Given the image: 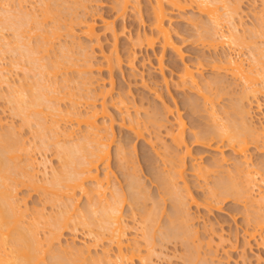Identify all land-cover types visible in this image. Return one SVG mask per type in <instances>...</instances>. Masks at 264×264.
<instances>
[{
	"label": "rangeland",
	"instance_id": "1",
	"mask_svg": "<svg viewBox=\"0 0 264 264\" xmlns=\"http://www.w3.org/2000/svg\"><path fill=\"white\" fill-rule=\"evenodd\" d=\"M20 1L22 0H19V2ZM19 2L16 0L13 3L12 1L10 2V4L12 5L14 4L13 6L10 5V7H8L7 4H5L6 7L5 5H3V8H6L5 10L12 9L13 11L12 14L17 16L18 12L20 11L17 9H20L19 5L22 4L23 6L22 8L24 9L27 8V10L23 9L24 10L23 12H25L26 14L25 17H27L28 20L33 19L31 16H29L30 14L36 16L40 12L37 15L38 18H40V20L42 21H45L43 20L42 15H44L45 10L43 9H45L44 5L46 4L44 3L43 5L42 0L41 1L40 0H24L20 3ZM40 2L42 4H40ZM46 2L49 6L50 5L53 6V7L50 6V9L52 11L55 10L56 12H58L57 10H61L59 11L60 13H58V16L62 17L63 20L62 19L60 20V18H58L57 15H56L57 17L51 16L52 18L47 19V22L45 24L44 22H41L39 20L41 24L43 23L44 25V31H46L45 28L47 30H50L51 28L53 29L56 28L54 26L57 24H54V21L58 22L60 20L59 22H61V25L64 26V27L61 26L63 34L61 33L62 39L59 37L61 40L60 39L59 41L56 40V42L54 43L55 47H52V50L53 49L54 50L52 51L51 49H49V51L50 50L52 51L49 53L50 55L47 53L46 55L45 53L43 54L41 53L42 54L41 55L39 53L40 55L36 57L37 58L40 57V59L42 58L43 60L42 56L43 55L46 56L45 57L46 60H43V61L51 65L53 63L52 61H54V63L58 61V57L56 58L55 55H59L60 57L59 59H61V57L64 55L63 53H61L62 51L60 50L63 49V52L68 51L67 48L69 45L67 44H70L71 46V47L69 46L70 47L68 48L69 50L72 48V46L75 47V50L74 48L72 49L74 50L73 53L71 54L72 57L74 56V53L77 55V50L79 54L78 56L75 55L76 57L75 56L73 57L74 59L73 62L79 64L78 67L73 66L74 67L73 68L69 66L71 70L70 69L68 70L69 67H67V69L66 68L63 69V71H61L63 73L60 72L61 74L59 73L60 75L59 76L57 75L58 77H55L57 80L54 78V76L51 75L50 77H53V78L48 79V82L52 84L54 82L53 79H55V82L57 81L60 86L61 84L63 85V82H65L63 86H67L68 87L67 89L69 91L67 90L66 92H64L65 91L64 90L63 92H61L62 94H60V97H63L61 95L66 93L67 94L66 97L71 98L74 101L78 100L77 102L79 106L77 109H79V111H81L83 114L84 112L89 113L92 110H94L95 108L94 105H96L97 108L95 109H97V111L99 110V112L100 111L102 112L104 103L106 104L104 105L107 107V112H108L107 115L106 116L102 115L100 118H98V124L101 126V130L99 132L101 133L102 136H104L103 142L104 143L107 142L106 143L108 146L107 149L110 152L111 156H110L109 162H107L108 165L107 164H105L106 166L104 164L100 165L99 175H100L101 181L103 180L107 181L106 176L109 175L110 185H109V189L107 192V196H108L107 199L111 200L110 195L114 192V190L116 191V189L118 192L120 191L119 193L121 194V199L126 197V200L124 199L125 202L122 201V205H120L121 206L120 210L122 212L119 210L120 215L122 214L121 217L123 218L122 221L124 222V225L126 226L125 228H127L126 233H127L128 238L126 237L125 241L127 240L131 241L130 246L132 250L134 249L133 247H135L134 246L135 243L138 242L139 243L138 245L141 249L140 250L141 254L139 256L143 257L141 259L135 258V260H133L134 262H129V264H144L142 263L144 261H145V264L146 263L147 264H187L189 262V257L192 258L193 254L194 256L196 254L195 259H197L195 260L194 257L192 258L194 259L195 264L197 263L201 264L202 262L204 264L206 263L208 264H264V243L262 241V239L264 238L263 237L264 229L263 231L259 230V233L255 236L256 238L253 237L250 240L247 234V232L249 233V231L252 232L254 230V226L256 224L254 223L255 222L254 220L257 221V219L259 218V217L257 218V216H254V215H258V212L256 210L257 208L255 209V207H257L256 204L252 202L249 204L250 201L248 202L247 200L246 202V199L243 201L242 200L236 201L234 198L228 199V198L221 197L222 200H220L221 198L219 195H218L219 197L215 196L216 199L215 197L211 198V195H213L211 194L212 193L211 190L215 189L216 185L219 184V182H222L224 180L226 182L227 181L226 178L231 179V176L233 174L236 175V182L239 180V176L236 174L237 172L236 167H240V166L244 168L246 171H252L253 173H258L256 175V179L258 181L257 184L259 186L261 185L260 186L261 189H258V186L255 187L253 197H254V201H256L255 197L260 198L258 197L260 196L259 190H262V189L264 190V182H263L264 180V149H263L264 137H261V139L263 140L259 139L260 141L259 140L255 141V138L251 137V135H247L246 137V134L248 132L245 131L246 132L245 139H247V141L250 142L249 149H248L249 151L247 152L249 161L247 162H245L244 159H241L240 156H237L231 149H229V146L227 147L228 143L225 141L223 142L222 140L216 139V138H214V140L212 139L213 141H211L212 137H209L210 138V140H208L209 142L205 140L207 142L201 144V143L196 142L195 140L196 139L195 137H201L202 135L203 137L209 136V133L211 135L212 133H214L212 132V130L217 131L216 126L218 123L217 122L215 123L212 119V115H211V113H213V111L211 110L212 108L215 109L214 110L215 112L217 111V114L219 113L220 115L219 119H221V121H218V122H221L222 124H225V122H229L226 120H230L232 117H234L232 118V120L239 119L236 114L237 112L235 113L234 107H237L238 105L240 106L241 104L240 100L243 99L245 97L244 95L247 93L246 92L247 85L244 84V81H240V79H236V77H233L231 73L230 74L227 73L226 69L225 71H221L220 69L218 70V68L223 67V70H224V67L227 68L226 67L227 57L228 58L229 56H232L234 58L239 57V56H236V54L240 52L239 54L241 56L239 58L245 61L244 65L246 66V69H248L250 63L253 60V56L257 53L256 50L258 49L261 50L262 48H264V0H231L230 2L235 5L237 3L240 5V7L238 6L240 8V10L238 11L239 14H236L238 16L235 18V20L237 24L241 26L240 28H241L242 34L240 35L245 40V43L242 45V48H239V47L237 48L234 45L228 47V45H225V44L223 45V42L222 44L219 42L217 43L216 41L218 38H215V41L212 39L211 40L208 39L210 41L208 42L204 41L205 42L204 43L201 40L200 36L202 35L200 34L203 33V31H206V29L204 28L205 26H202V25H207L209 21L207 22L208 18L202 15L198 11V9H196L195 7H194L195 9L189 8V9H186L185 12L183 11L176 12L173 15H171L172 22H168V23H170L169 26H170V29L172 30V37H173L174 42L179 48H181L182 57L179 54H177V52L171 49L164 50L161 44L159 43H157L153 48H150V47L147 48V46L136 48L133 46L134 44L131 38L133 37L134 39L136 37L135 35L138 34V32H140V34L142 35L144 33L147 34L148 32H150V28L152 25V22H151L152 12L150 9V4L147 3L146 0L142 1L140 13L131 9L130 11H128V13L124 17H120L115 11L114 9L115 0H51V2L50 0L49 1L46 0ZM57 6L60 9H58ZM219 6L222 7L221 4ZM28 13L29 15H27ZM220 13L223 14L224 11L221 10ZM139 14L141 16H139ZM28 16L31 18H28ZM17 17H18V20L20 19L21 21L24 20L20 18L22 17L21 15ZM55 19H57V21ZM81 20L87 21L89 23L95 22L97 35L99 37L100 42H97L96 39H89L83 35L82 32L84 28L80 26V24L77 22ZM191 20H193V24ZM195 20H196V23L198 22V24L196 25L197 26L199 25L198 26L199 28L197 27L195 28V25H194ZM24 21L27 22V20H24ZM75 22H77L78 24L77 26H75ZM105 22L106 23L109 22V24L113 25L115 30L118 32L117 35L119 39L117 41L118 43H116L117 45L115 44V40L113 38L114 37L113 32L106 27ZM71 23L73 24V27L75 26L74 27L75 33L73 34H70L65 29L66 26L67 28L70 27L72 25ZM223 25H225V21H222L221 26L223 27ZM35 27L34 29H36ZM28 28H26L27 30L25 29L24 30L25 32L28 31L30 35H27V36H29V38L31 36V38L29 39L26 37L27 39L30 40V41L28 40L29 42L28 41L25 42V40H23L28 46V47L22 48L23 52L27 51L28 49L35 48L41 42V41L38 42V40L43 38L42 36V38L39 39L41 35L38 37L35 33L37 32L36 30L35 32L31 31L33 30L32 25L30 26V28H32L31 30L30 28L29 29ZM9 29L8 30L6 29L5 31V28H4V32L3 31L0 32V38L5 37V40H7L6 42L7 43L9 42V44L11 45V47L9 46L10 48L6 49L5 46L1 47L3 45L2 41H4V39L0 41V43H2L0 44V47L4 48V50L0 48L1 49L0 50V71L2 72V74H0V77L2 78L5 77L6 80L5 79L4 80L5 81L8 80L7 82L11 84L8 86L6 85V83L4 84L2 82L4 86L3 85H1L2 87L0 86V122L2 121L0 123L2 124L0 125V137L5 135L4 137L6 139L8 137L6 135L7 133L9 137L10 135H13L15 133V135L12 137L17 138V140L19 138L21 142L24 141L21 144H22V147L25 146L23 150L25 153L22 152V161L19 162L21 165L20 167L22 168L27 167L26 163L29 161L27 160V159H30L29 157L33 158V160L36 159L34 160L36 165L33 169L35 170L34 172H38L37 173L38 174L37 175L38 186L41 187L43 185L42 186L43 188L47 185L48 187H50L51 184L48 185V183H51L50 180H53L54 176L60 174L61 171L63 172V169H62V167L64 166L62 164L63 161L61 160L60 154L58 153L60 150V146H63L64 142L62 141L66 140V138L64 139L62 138L63 136L62 134L65 135V132H67L66 135L70 133L73 134V138L70 139L72 141L69 140L70 141L69 143L73 144V143H77L79 139H82L84 136H86L87 135L86 131L88 132L89 130L84 126L82 127L78 126V124L74 120L71 121L69 117H67L66 119V115H67L66 113L67 111L71 110L69 108H71L70 106H73V104L71 103L73 101H70V99H67L64 97L65 98L64 101H61L58 103L59 109L61 110V114H62V115L60 114L59 116L63 120L60 117L56 118L57 120L61 121V123L59 122L60 123L59 128H61V130L58 127H57L58 129L55 130L56 128L54 129L55 127L54 124H53L54 127H52V124L50 122H53V121H51L52 117L49 111H47L49 113V114L47 113V116L43 115L45 117L43 118V121L46 120L45 127L48 126L46 130H49L47 131L48 134L46 133L47 134L46 136H48L47 137L48 139L47 140L44 138L43 139L45 140L46 144L48 143L50 144L49 147H51L52 149L46 148L44 151L42 147H40V146H43L42 142L44 140L42 141L40 137H37L36 130H38V128H37V125H35L36 122L33 121L32 122L33 124L32 123L29 124L30 126L26 125L27 127L25 126V124H22L23 119L20 116L19 118L16 116V114H14L15 113L14 109H12V104H10V101H9L10 86L19 87L21 83H23L24 81H26L27 83L32 81L31 83H34L33 81H35L36 79V78H33L35 74H33V71H30L31 65L26 59H23V62H20V63L19 61L16 60L19 57L18 52L8 51L4 53V51L10 50L11 48L16 46L15 43H16L17 36H15L14 31H12L14 28H12V30H9ZM30 32H33L32 35ZM50 32L51 30L49 31V33ZM203 34H205V37L208 36L207 38L211 37L209 36L210 34L208 33H203ZM70 35H72L71 39L73 41L77 40L75 41L76 44L71 39H69ZM212 35L215 36L214 33H212ZM202 38L204 40V37ZM205 40L207 39L205 38ZM71 41L74 44H72ZM211 41L216 44H212ZM66 45L67 47H64ZM78 45H80V47ZM115 45L117 46V48L115 47ZM63 47L66 49H64ZM78 47L79 49H76ZM233 47L236 51L233 49ZM116 50L123 58V64H122L121 69L120 68L115 69L114 70L115 72H113V74L110 75L111 73L108 70H106L104 66L105 64L104 55L107 54L106 56H109L111 53H115ZM81 51H83L84 54L87 52L85 56H87L88 58L83 57ZM133 53H135L136 59L135 58L134 60L132 59L134 61L132 63L133 65L132 64L130 65L129 60H131V55ZM61 54L63 55L61 56ZM47 55H49V57H47ZM161 57H163L162 66H160L161 64L159 62ZM77 59H79L82 62L77 61ZM85 59H89L90 62L88 60L85 61ZM24 60L26 61L24 62ZM83 61H85L86 64L90 63L89 66L92 65L93 69L92 67H90L92 70L88 68V64L86 66L85 63L83 64ZM44 62L42 63L45 64ZM102 65L104 68H101V70L98 69L100 68V66L102 67ZM185 65L190 66L194 70H197L198 68L199 70L200 69L202 70L203 67H205L203 71L201 70L199 71L200 73L199 81L201 82L200 83L201 88L204 87V84L207 83V81L210 82V81L218 79L219 81L223 83V85L220 84L221 86L219 85V87L216 85H212L211 89L207 90L208 92L205 91L204 88H202L203 89L202 91L208 93L206 94L210 99V102L208 104L204 103L205 102L204 99L202 98L201 95H199L201 93H196L197 90L195 89H194L195 91L193 89L189 90L188 88L184 90L182 87L179 86V81H180L179 76L182 73V70L184 69ZM216 66L217 68H213ZM80 67H82L81 68L82 72L85 74H82L81 70L79 69ZM86 67L88 69H85ZM79 71H80V74H79ZM34 72L36 71L34 70ZM111 76L114 79V84H113L114 86L110 84ZM83 79L85 83L87 82V84L84 83L85 85H83ZM68 80L69 82H67ZM79 83L82 84L83 86L79 85ZM78 85L80 86V88ZM84 87L86 88V90ZM259 87L261 86L259 85ZM259 87L255 86L256 89H258L259 91H262L261 88ZM79 90L81 92L84 91L85 93L83 92V95L82 94L79 95L80 94ZM70 91L73 92L71 95H69ZM74 94H76L75 96L77 95L79 96L73 97ZM103 94L105 95L106 99L104 98ZM58 96L59 95H57V97ZM80 96L82 98H80ZM249 98L250 99L247 98V100L252 103L254 101L255 105L253 103L252 105L253 107L251 108L252 111L250 112V114H252V117L247 116L248 117L247 122H248V125H250V127H253L255 130L258 131V129L260 130L264 128V92H260V93L258 92L257 95L251 94ZM104 99L106 100V102H104L105 101ZM247 100L244 99L243 101L245 106H247L248 103H250ZM123 101L125 102L124 103L125 105L124 104L120 105L119 103L121 102L123 103ZM197 102L199 104H197ZM46 105H49V103H46ZM194 105H198V106L200 105L199 109L196 108ZM258 106L259 107L261 106V108L259 109ZM156 115L160 117L157 118ZM153 116H156V117H153ZM179 116H181L182 120H184L185 125H186L185 126L186 144L181 149L177 148V146L174 145L170 137H168L167 135L168 128L176 131L177 128L179 127V124H178ZM47 117L48 118L51 117V118L48 119ZM149 117L152 119L156 118L157 123H159V120L161 119L159 123V124L162 123L161 126H164L165 122L167 123L164 127L159 129L157 125L154 127L151 122L148 123ZM47 120H49L50 122ZM131 122H133L132 124L137 123L135 125L136 126L138 125L137 126L138 128L134 126L135 128H133L132 130L131 128L129 129L128 126L130 127L129 124H131ZM11 131H13V133ZM58 132L61 137L59 138L60 140H62L60 141L62 142V145L61 144L56 145L55 137L58 136L56 135ZM135 132H137V134ZM141 132H142V135L140 137ZM196 135H199V136H196ZM157 137H160V138H158L157 140ZM160 139L162 141H160ZM67 141L65 142V144L68 143ZM119 149H123L124 154H126L127 156V157L125 156L126 158L129 157L128 159L124 160L125 162L123 161L124 163L122 162L123 166H122V163H117L118 159H117L116 154ZM187 152L190 154H187ZM23 155H25L26 158L23 157ZM178 156L180 158L182 157L183 161L181 159L179 160ZM119 164L121 165L118 166ZM177 166L178 167L184 166L182 170L180 169L181 167H179V169L183 172L182 173L183 177L178 174V172L180 171L179 170L177 171L178 169ZM199 166L200 167L205 166V168L208 166V168H212V170H214L213 169L214 167L215 168L217 167L214 170L216 174L215 173L211 174L212 172L211 173L209 172V174L207 175L208 179L207 178H203L204 180L200 179L196 175V172H198L196 170ZM123 167L124 168L126 167L127 169L126 168L124 169ZM172 170H175L176 172ZM171 172L172 174H170ZM173 172L177 174L173 175ZM161 173H163V176H162L163 178L160 177L162 175ZM172 175H173V178H172ZM234 175L232 177H234ZM130 176L131 178H129ZM169 177L170 179L172 178L173 180L174 178H177L174 180L175 182H173V183H177L175 184V187L176 185L179 184L178 185L179 187L177 186L178 188L176 189L178 190H180V188L184 190L186 189L185 191L181 189L178 192V193H181L180 195L181 198L182 196L183 198H186V201L184 202V204H182L181 206L182 209L180 211L181 213L184 211L183 213H185V216L181 215L182 217L179 220L181 219H190V220H186V221L183 220L184 222H187V225L183 224V221H181L180 223L179 222L176 223L179 226V228L180 226H183L181 227L183 230L181 234L184 232V228H186L187 226V228L185 229L186 234L185 233L184 234L188 236V238L184 237L182 234V238L184 237L182 239L180 236V239L182 240L177 241L175 238H174L175 240L174 239L172 240L171 238V241H170V237H167L164 239L165 241L166 239L167 240L169 239V242L164 241L162 243L161 240L163 241L164 239L163 238L161 239V236H165L163 235V233L164 234L166 233L165 230L167 228L164 226L165 225L168 226V222L170 218L168 216L172 217V214H173L172 208L174 209L175 207L174 203H175L176 197L175 196H172V198L169 197L171 196V194L168 192L167 188L165 187L166 185L163 186L164 185L163 182H162L163 185H160L159 183H161L162 181V180L160 181V179H164V178L169 179ZM178 177L181 178L182 180L181 179L179 180ZM183 178H184V182H182ZM129 179H131V181H129ZM242 179L244 180V177L243 178L241 177L239 180V183H237V184H240L239 185L240 187H241V184L243 185V183H245L244 182L245 180L243 181ZM132 180H135L136 182H138V184L141 187L140 190L144 191L145 193L144 194L145 197H147L148 199L150 198V200H147L148 202L146 201L147 203L146 202L144 203V200L146 199L140 200V202L142 201V203H140L141 204L140 206H144V207H140L138 205L139 209L141 208L140 210H138V206H132V204L129 203L131 202L130 201L131 189H129V187L131 184L130 182H132ZM241 180L243 181V183ZM185 182H186V185H188L187 187L189 189L186 186H185L186 188L184 187ZM214 184H215V187H214ZM86 187L93 188L94 183L92 184V182H90L86 184ZM42 188L34 189V187L33 188L19 187L20 191H19L18 197L20 200H23V199L26 200V204H27L26 207L28 209L27 215L29 217H32L33 214H35V212L37 211H40V212L43 211L41 212L44 214L45 221L43 222L45 224L44 223L43 224L46 227L42 225L45 228L43 227L41 229L42 231L40 230L41 232L39 236L40 239L42 238L41 240L43 242L44 239H47L48 235L50 234L48 232H50L49 230L51 229L50 228V222H52L51 220H53L54 222L55 220L56 221L59 220L60 219L59 217L62 216L60 214L64 213L62 210L65 211L64 208L66 205L65 206L63 205L64 207H62V204H65V201L67 202V205L68 204L70 205L72 203L70 200H69L70 203H68V199L66 198H63V199L58 198V201L56 202L57 204L55 203L54 206H52L48 200L52 199L54 196L51 197L52 195L50 193H46V192L43 193L42 190L44 189ZM188 191L190 194L188 193ZM184 192L185 193L187 192L189 196L187 195L185 197L186 194ZM44 194L46 195L50 194L51 196L49 195L46 196ZM76 194H77L76 195L77 202L75 203L78 204L77 206L78 208L75 211L77 212V214L75 213L76 215L75 216L73 215V219H75V222H73L72 224H70L71 222H69L70 229L68 228L65 231L64 237L62 238L61 242L55 244L51 252H54V253L57 252L58 254L57 250L59 249L60 251L65 247L64 250H66V252L69 253L68 255H70L71 251L69 249L72 250L73 247L75 249L76 247L77 249L85 248L86 245L87 246L93 245L95 241L100 239L99 238L100 236L98 237L97 236L98 234H96L99 232L100 228L99 230L97 229L98 227L94 229L92 228L95 232L98 231L95 233L92 230L93 231L92 233L90 230H88L89 228L84 227L83 226L84 224L82 225L81 223L82 222L81 219L83 215H85L82 213L86 211L85 209H87L86 207H88V203H89L88 202L89 199L87 198L88 196L85 195L84 193L82 194L80 191H77ZM95 198L96 196L94 197V200H96ZM157 203H159L160 206ZM252 204H253V207L255 206L254 210L256 211H254L253 209H250V208H253L251 206ZM154 205L155 206L158 205L157 207L159 208L162 207V211L161 209H156ZM117 206H119V204H117ZM131 207L134 209H132ZM142 208L143 209L150 208L148 209L149 212L151 209H153L154 211L160 210L159 211L160 214H158L159 216L157 215V212H155L156 215L158 216V221L160 222L156 220L158 227L155 226L156 229L154 228V231H155L154 232L155 233L154 245L150 248L146 246L147 243H146V240H144L145 239L143 237L144 233L141 229L143 226V224L141 225L142 223L141 221L143 217L140 216V214L142 211H144L142 210ZM261 211L263 212L261 213L259 210L260 212L259 215L263 216L264 210H261ZM151 212L153 211L151 210ZM161 212L163 213L162 216H161ZM55 216L56 217L59 216V217L56 218ZM252 216L256 217V219H254ZM49 217L50 218L54 217V218L49 220L50 219ZM183 217H186V218H183ZM46 222H49V223L47 224ZM181 223L182 225H180ZM47 226H48V229H47ZM191 229H192V232L195 231L197 233L196 234L195 232H193L195 233V238L190 237V234L188 235ZM103 232L102 231L101 233L99 232L100 235L103 234ZM105 233L106 231L104 232V234ZM189 237L191 239H189ZM109 238H110V233L109 235L105 234L104 239L102 238L101 242H97L98 244L96 243L97 245H99V248L96 247L97 249L95 248H94L95 250L92 249L91 250L92 253L88 255L92 256L93 259H96L97 257H99V255L103 253L102 251L110 250L109 254L114 258V256L117 255L116 244L114 243L115 246H113L114 244H112L111 238H110V242L108 241ZM176 238L179 239L178 237ZM187 239H189V242ZM193 239H194L195 244H193L192 242ZM247 241L249 242L247 243ZM188 243H190L192 246H189ZM126 244L128 245L129 243L126 242ZM193 247H196L198 249V252L194 251L196 250V248H193ZM189 248H191L192 251H190ZM54 249L56 252L54 251ZM150 249L151 250L155 249V250L153 252ZM73 252L74 251H72V253ZM128 252L131 253L132 251L131 252L128 251ZM191 252H194V253H191ZM51 254L53 253H50V255ZM137 254L139 253L137 252ZM73 255L74 254H72L71 256L73 257ZM88 255H87L88 260H86L88 261V263L87 262L86 263L87 264H90V262L93 263L91 260L92 258ZM187 255L188 257H186ZM65 257L67 256L65 255ZM144 258H146L147 260H143ZM86 263H81V264H86Z\"/></svg>",
	"mask_w": 264,
	"mask_h": 264
},
{
	"label": "bare ground",
	"instance_id": "2",
	"mask_svg": "<svg viewBox=\"0 0 264 264\" xmlns=\"http://www.w3.org/2000/svg\"><path fill=\"white\" fill-rule=\"evenodd\" d=\"M12 1L14 3L16 0H0V28H1L0 32L1 31L4 32V28H5V31H6V29L8 30L9 28H11L9 30H12V28H14L12 31H14L15 36H17L16 37V43H15L16 46L11 48L10 50L4 51V53H6L8 51L18 52L20 59L18 57V59H16V60L19 61V63H20V62H23V59H26L29 62V64L31 65V70H30V68H29V70L33 71V74H35V76L33 78H36L35 81H33L34 83H31L32 81H30L28 83L26 81H24L23 83H21V85L19 87L10 86V93H9L10 99H9V101H10V104H12V109H14V112H15L14 114H16L17 117L20 116L23 119L22 124H25V126L26 125L30 126L29 124H31L33 121H35L36 122L35 125H37V128H38V130H36L37 137H40V139H42V141L44 139L47 140L48 136H46V135L48 134L47 131H49V130H46L48 126L45 127V125H46L45 121L46 120L44 119L45 121H43V118H45L44 116H47V113H48L47 111H49V113H51L50 115L53 119V120L51 119V121H53V122H50L49 120H47V121H49L52 124V127H54L53 126V124H54L55 125L54 129L56 128L55 130H57L59 128V124L61 123V121L56 119V118L60 117L59 115L61 114V110L59 109L58 103L61 101H64V99L67 98V99H70V101H73V102H71L73 104V106H70L71 108H69V109H71V110L67 111L66 119H67V117H69L70 120L71 121L74 120L78 124V126H81V127L84 126L89 131L88 132L86 131L87 135L84 136L82 139H79L80 141L78 140L77 143H73V144L69 143L70 141H72L70 139L73 138V134L70 133V134L66 135L67 132H65V135L62 134L63 135L62 138L63 139L66 138V140H64V141L60 140V138H61L59 135L60 131L56 134V135H58L55 137L56 145H60V144L62 145V142H64L63 146H60V150L58 152L60 154L61 160L63 161L62 164L64 166L63 165H62L63 167L61 166L63 169V172L62 171H61V173L59 172L60 174L55 175L53 180H50L51 183H48V185L51 184L50 187H48L46 185L43 188H42L43 185L41 187L38 186V177H37L38 172H34L35 170L33 169L36 165L35 161H34L36 159L33 160V158L29 157L30 159H27L29 161L28 162L26 161L27 167L26 168L20 167L21 165L19 162L22 161V152H24L23 150L25 147V146L22 147L21 143H23L24 141L21 142L19 140V138L17 140V138L12 137L15 135V133L13 135H10V137L7 133L6 135L9 138L6 136L7 137L6 139L4 137L5 135L0 137L1 138L0 139V264H81V263H86V262L88 263V261H86V260H88L87 255L92 253V251H91L92 249H94V248L97 249L96 247L99 248V245H97L98 244L97 242H101L102 238L104 239L105 234L109 235V233H110V238L112 240V244H114V243L116 244L117 255H115L113 258L109 254L110 250L102 251L103 255L102 254L99 255V257H97L96 259H93L92 256L88 255L92 258L91 260L93 262V263L90 262V264H129V262H134L133 260H135V258H139V259L143 258V257L139 256L141 254L140 253L141 249L138 245L139 244L138 242H136L135 245L133 244L135 247H133L134 249L132 250L131 246H130L131 241H129V240L125 241V238L127 237V233H126L127 228H125L126 226L124 225V222L122 221V219H123L121 217L122 214L120 215V211H121L120 205H122V201H124V199L126 200V197L121 199V194L119 193L120 191L118 192L116 189L117 192L114 190L115 193L113 192L110 195L111 200L107 199L108 198L107 192H108L109 185H110L109 175L106 176L107 181L106 180H103V181L100 180V175H99L100 165L101 164H104V165L107 164L108 165L107 162H109L110 156H111L110 152L107 149L108 148V146L106 144L107 142H105V143L103 142L104 136H102L101 133L99 132L101 130V126L98 124V118H100L102 115L106 116L108 113L107 107L105 106L106 104L105 103H104L105 105L103 104L102 112L101 111L99 112V110L97 111V109H95L97 107H96V105L93 104L94 102L92 101L93 102L92 104L95 107L94 110H92V111L90 110L91 112H89V113L84 112V114H83L81 111H79V109H77L79 106V104L77 102L78 100L74 101L73 99L66 97L67 96L66 93L61 95L63 97H60V94H62L61 92H63L64 90H65L64 92H66L68 90L67 89L68 87L63 86L65 82H63V85L61 84V86H60L57 81L55 82V79H56L55 77H58L61 73H63L61 71H63V69H65V68L67 69V67H69V66L70 67H73V66L78 67L79 64L73 62L74 61L73 57L76 54L74 53V56L73 57L71 56V54L75 50V47L72 46V48L69 50L68 48H70L71 46H70V44H67L70 46V47L68 46L67 52H63V49L62 50L59 49L60 51H62L61 53H63L64 55L61 54V56L63 55L61 57V59H59L60 58L59 55H55L56 58L58 57V61H56L55 63H54V61H52L53 63L51 62L52 63L51 65H49V64H47V62L45 63L43 61V60H46V58H45L46 56H44V55L42 56L43 60H42V58L40 59V57L39 58L36 57V56L40 55L41 53L42 54L45 53V55H46V53L49 54L50 52H52L54 50V49L52 50V47H55L54 43L56 42V40L59 41V39L62 37V35H61L62 27H64V26H62L61 22H59L62 19V17L58 16V13H60L59 11H61V10H57L58 12H56L55 10L52 11L50 9V6L51 7H53V6L52 5L49 6L47 4L46 0H42L43 5H44V3L46 4V5H44L45 9H43V10H45L44 15H42L43 20H45V21H42V20H40V18H38L37 15L40 12L36 16L31 15V14L29 15V13H28L27 15H29L33 18V19L28 20L27 17H25L26 16L25 12H23L24 10H27V8L24 9V8H22L23 7L22 4H20V5L18 4L20 9H17V10H20V11L18 12L17 16L21 15L22 17H20V18L27 20V22H26L24 20L21 21L20 18H19L20 20H18V17L16 15L12 14L13 13L12 9L11 10H5L6 8H3V5H5V4H7V6L10 7V5H12V4H10V2H12ZM17 1L19 2V0H17ZM22 1H24V0H22ZM22 1H20V2H22ZM142 1H144V0H115L114 9L120 17H124L128 13V11H130L131 9L140 13ZM146 1H147V3L150 4V9L152 12L151 13L152 14V19H151L152 25L150 28V32H148L149 34L144 33L142 35V34H140V32H138V34L135 35L136 37L134 39H133V37L132 38L130 37L132 39L133 44H134L133 46L136 48L137 47H143V46H147V48H149V47L153 48L157 43H159V44H161V46L164 50L171 49V50L177 52V54H179L182 57L181 48H179L176 45V43L174 42L173 37H172V30L170 29V26H169L170 23H168V22H172V19H171L172 16L171 15H173L174 13L182 12V11L185 12L186 9H189V8L193 9L194 7L196 9H198V11L202 15H204L208 18L207 22L209 21L208 24L205 22L207 25H202V26H205L204 28L206 29V31H203V33H208V34H210L209 36H211V37L207 38L208 37L207 35H206L207 37H205V34L201 33L200 35H202V36H200V37H201V40L203 42L204 41L208 42L211 39L215 41V38H218L216 41L217 43L219 42L222 44V42H223V45L224 44L228 45V47L234 45L237 48L238 47L242 48V45L245 43L244 38H242V36L240 35V34H242V31L240 28L241 26L239 24H237V22L235 20V18L238 16L236 14H239L238 11L240 10V8H239L240 5L238 3L236 5L233 3H230L231 0H146ZM50 2H51V0H50ZM40 4H42V3L40 2ZM220 4L222 5V7L219 6ZM232 4H233V6H232ZM5 7H6V5H5ZM57 8H58V6H57ZM58 9H60V8H58ZM221 10L224 11L223 14L220 13ZM70 11H71V9H70ZM26 13H27V11H26ZM70 14H71V12H70ZM56 15L58 16V18H60V20L58 19L59 20L58 22L54 21V24H57L58 26L53 25L56 28H54V29L51 28L50 33H49L50 30H47L46 28H45L46 31H44V25H43V23L41 24V22H44V24H45L47 22V19H50ZM29 16H28V18H31ZM139 16H141V15L139 14ZM55 20L57 21V19H55ZM191 21L193 24V20H191ZM222 21H225V25L226 24L227 25L226 26L223 25V27H222L221 26ZM77 22L80 24V26H82L84 28L82 33L85 37H87L89 39H96L97 42H100L99 37L97 35L95 22L89 23V22L83 21V20L77 21ZM77 22H75V26L78 25ZM194 22H195V24H194L195 28L196 27L199 28L198 27L199 25L198 26L196 25V24H198V22L196 23V20ZM29 24H31L33 26V30H31L32 28H30L31 25H29ZM28 27L33 32H35V30H36L37 32H35V33L38 37L41 35L39 37V39L42 38V36H43V38L38 40V42L39 41H41V42L35 48L28 49L27 51L23 52L22 48L28 47L25 42H27L31 38V36H30V38H29V36H27V35H30L28 33V31L25 32V30H27L26 28H28ZM34 27L36 29H34ZM74 27L72 24L68 28L66 26L65 29L70 34H73V33H75ZM106 27L113 32V34H114L113 38L115 40V44L118 43L117 42L119 39V37L117 35L118 32L115 30L114 26L109 24V22H108V23H106ZM33 32H30L31 35ZM122 32H124V31H122ZM38 33H39V35H38ZM212 33H214L215 36H213ZM71 36L72 35H70L69 39H71ZM26 37L29 39H27ZM202 37H204V40ZM205 38L207 40H205ZM2 39H4V41H2L3 45L1 47L5 46L6 49L10 48L11 45L9 44V42L8 43L6 42L7 40H5V37H3V38L1 37L0 41ZM208 39H210V40H208ZM23 40H25V42ZM219 40H221V41H219ZM75 41H77V40H75ZM75 41H73V42H75ZM129 41H130V39H129ZM73 42H72V44H74ZM2 43H0V44H2ZM75 44H76V42H75ZM212 44H216V43L212 42ZM67 45L64 47H67ZM116 45H115V47L117 48ZM78 46L80 47V45H78ZM79 47L76 49H79ZM73 48H74V50H72ZM1 49L4 50V48H1ZM49 49H51L52 51L51 50L49 51ZM64 49H66V48H64ZM233 49H234V47H233ZM80 50H81V48H80ZM64 51H66V50H64ZM83 51H81L82 56L86 58L87 56H85V54L87 52L84 54ZM114 51H112V52H114ZM256 51H257V53L253 56V60L250 63L248 69H246V66L244 65L245 61H243L239 58L241 56L239 54L240 52L238 54H236V56H239V57H236L239 60L232 57V56H229V58L227 57V64H226L227 68L224 67V70H223V67H219V65H218V67H219L218 70L220 69L221 71H225V69H226L227 73H229V74L231 73V75L233 77H236V79H240V81H244V84L247 85V89H246L247 93L244 95L245 97L243 99L240 98L241 99L240 100L241 101L240 106L238 105L237 107H234L235 113L237 112L236 114H237V117L239 118L238 119L239 121L237 119L232 120V118H234V117H232L231 119L229 118L230 120H226L229 122H225V124H222L221 122H218V121H221V119H219V117H220L219 113L217 114V111L215 112L214 111L215 109L212 108L211 110L213 111V113H211L212 111L210 113L212 115L213 121L215 123L216 122L218 123L216 126L217 129L214 128L217 131L212 130V132H214V133L211 132L212 136L209 133V136L203 137V135H202L201 137H195L196 142L201 143V144L206 143L208 140H210L209 137H212L211 141H213L214 138L220 139L223 142L225 141L228 143L227 147L229 146V149H231L237 156H240L241 159H244L245 162L249 161V157L247 156V152L249 151L248 149H249V143L250 142L247 141V139H245L247 137V135H251V137L255 138V141H258L259 139L263 140V139H261V137H264V128H262L260 130L258 129V131H257L253 127H250V125H248V122H247L248 121L247 116L252 117V114H250V112L252 111L251 108L253 107L252 105L254 103V101H253V103L248 101L247 98L250 99L249 97L251 94L257 95L258 92L259 93L264 92V86H263L264 85V48H262L261 50L258 49ZM49 55H47V57H49ZM78 55L79 54H78V50H77L76 56H78ZM87 55H89V54H87ZM106 55L107 54L104 55V61H105L104 66H105V69L111 73L110 75H112L113 72H115L114 71L115 69H117V68L121 69L122 64H123V58L117 52V50L115 53H111L109 56H106ZM135 56H136L135 53H133L131 55V60H129L130 65L134 62L133 60H134ZM162 59H163V57H161V59L159 61L161 64L160 66H162V63H163ZM26 60H24V62ZM86 60L89 61V59H85V61ZM77 61L82 62L79 59H77ZM85 61H83V64L85 63ZM42 62H44L45 64H43ZM87 64H86V66H87ZM89 64H88V68L92 67V69H93V66L92 65L89 66ZM65 65H67V66H65ZM70 67L68 68V70L69 69L71 70ZM81 68L82 67H80L79 69L82 72ZM88 68L86 67L85 69H88ZM101 68H104L103 65H102V67L100 66V68H98V69L101 70ZM213 68H217V66L213 67ZM83 69H84V67H83ZM203 69H205V67H203ZM203 69L202 70L200 69V70L203 71ZM34 70L36 72H34ZM200 70H199V68L197 70H194L190 66L185 65L184 69L182 70V73L179 76V80H180L179 86L182 87L184 90L187 88L189 90L190 89L197 90L196 93H201L199 95H201L202 98L204 99V101H205L204 103L208 104L210 102L209 97L206 95L208 93L202 91L203 90L202 88H204V90L207 91V90L211 89L212 85H216L219 87V85L220 84L223 85V83L221 81H219L218 79L210 81V82L207 81V83H205V81H204V83H205L204 87L201 88V86H200L201 82L199 81V74H200L199 71ZM0 74H2L1 71H0ZM79 74H80V71H79ZM82 74H85V73L82 72ZM51 75L54 76V78H55V79H53L54 80L53 83L51 81L52 84H50V82H48V79L53 78V77H50ZM46 77H47V79H46ZM4 79H5V77H3V78L0 77V81L2 80L0 83V86L1 85L4 86L5 83L8 86L11 85V84H9V82H7L8 80L5 81L6 79L5 80ZM27 81H29V80H27ZM67 82H69V80ZM110 82H111L110 84H112V85L114 84V79L112 76H111ZM84 83H85V81L83 79V85L87 84V82L85 84ZM79 85L83 86L80 83H79ZM259 85L261 87H259ZM255 86L261 88L262 91H259L258 89H256ZM262 87H263V89H262ZM79 88H80V86H79ZM85 90H86V88H85ZM79 92H80L79 95H81V94L83 95L84 91L81 92L79 90ZM72 93L73 92L70 91L69 95H71ZM249 93H250V95H249ZM57 95H59V96L57 97ZM75 95L76 94H74L73 97L79 96V95H77V96H75ZM103 96L105 98L104 94H103ZM241 96H243V95H241ZM80 98H82V97L80 96ZM244 99L247 100L248 102H250L247 105L248 107L244 105V102H243ZM89 101H91V100H89ZM45 102L49 103V105H46ZM76 102H77V104H76ZM104 102H106V100ZM54 103H56V104H54ZM121 103H119V104L123 105L125 102L123 101V103L122 104ZM197 104H199V103L197 102ZM242 104L244 107L242 106ZM76 105H77V107H76ZM254 105H255V103H254ZM194 106L199 109L200 105L199 106L194 105ZM245 107H247V108H245ZM125 108H126V106H125ZM258 108L260 109L261 106L260 107L258 106ZM232 110H233V108H232ZM217 115H219V116H217ZM156 116H153V117H156ZM51 117H49V118H51ZM158 117H160V116H157V118ZM160 120H159V123H160ZM178 120H179L178 121L179 127L177 128V130L175 131V130L168 128L167 135H168V137H170V139L174 143V145L177 146V148L181 149L186 144V141H185V126L186 125H185L184 120H182L181 116H179ZM154 121L155 122L157 121L156 118L155 119L154 118L152 119L150 117L148 118V123L151 122L154 127L157 125V127L159 129L164 127L167 123V122H165V125L161 126L162 123L159 124L157 122L155 123ZM133 122H131V124H129L130 127L128 126V128L129 129L131 128V130L138 126V125L137 126L135 125L137 123L132 124ZM71 123H73V122H71ZM250 123H252V122H250ZM51 124H50V126H51ZM0 125H2V124H0ZM159 125H160V127H159ZM214 125H216V124H214ZM166 128H167V126H166ZM59 129L61 130V128H59ZM240 129H242L243 131ZM245 131L249 133V134L248 133L246 134V137H245V133H246ZM254 131H256V132H254ZM11 132L13 133V131H11ZM135 133L137 134V132H135ZM243 133H244V135H243ZM141 135H142V132L140 134V137H141ZM196 136H199V135H196ZM3 137H4V139H3ZM15 137H17V136H15ZM158 138H160V137H157V140H158ZM67 139H68V141H67ZM205 140H207V141H205ZM60 141H62V142H60ZM66 141L68 143L65 144ZM160 141H162V140L160 139ZM47 142H49V141H47ZM75 142H76V140H75ZM43 143L46 144L45 140L42 142L43 146H40V147H42V149L44 151L46 148L52 149L51 147H49L50 146L49 143L46 145H44ZM263 149H264V146H263ZM40 150H41V148H40ZM187 154H190V153L187 152ZM116 156L118 159L117 163H122L125 159L129 158V157L126 158L127 156H126V154H124L123 149H119L117 151ZM23 157L26 158L25 155H23ZM169 158H167V159H169ZM180 159L182 160V157L181 158L179 157V160ZM123 163H122V166H123ZM120 165L121 164H119L118 166H120ZM179 167H181V166H179ZM179 167H178L177 171L179 170L180 172H178V174L180 176H182L183 172L181 170L184 166H182L180 168L181 170L179 169ZM198 168L196 170L198 172L195 171L196 175L198 178L203 179V178H207V175L209 174V172L210 173L212 172L211 174L215 173L214 170L217 167L216 168L214 167L213 168L214 170H212V168H208V166L206 168H205V166L200 167L199 170H198ZM236 168H237L236 174L239 176V180L241 177L242 178L244 177L245 181L243 179L242 180L245 183H243V181L241 180L243 185L241 184V187H240L239 186L240 184H237V183H239V180L236 182V175L233 174L234 177H232L233 176L232 175L231 179L228 178L229 180L226 178V180H227L226 182L224 179H223L224 181L219 182V184L216 185V188L211 190L212 191L211 194H213V195H211V194L210 195H211V198L212 197L214 198L215 196H217V197L220 196V198L221 197L228 198V199L234 198L236 201L237 200L243 201L246 199V202H247V200H248V202L250 201L249 204L251 202L256 204L257 207H255V206L254 207H255V209L257 208L256 210L258 212V215H254V216H257V218L258 217L259 218L257 219V221L256 220H254L255 222L253 221L254 223H256L254 226V230H253L254 232L253 231L252 232L249 231V233L247 232L248 238L250 240L251 238L255 237L259 233V230L263 231V229H264L263 228L264 227V215L263 216L259 215L260 212L261 213L263 212L261 210H264V190L263 189L259 190L260 196H258V197H260V198L255 197L256 201H254V197H253L254 194L253 193H254L255 187L258 186V189H261V187H260L261 185L259 186L257 184L258 181L256 179V175L258 173H253L252 171H246L241 166L236 167ZM175 169H176V167H175ZM172 171H175V170H172ZM175 172H173V175L177 174ZM161 174L162 175L160 177L163 178L162 177L163 173H161ZM170 174H172V172ZM44 175H46V174H44ZM134 175H136V174H134ZM173 175H172V178H173ZM170 177H171V175H170ZM170 177H169V179L164 178L165 180L160 179V181L162 180L161 183L163 182L164 185H163V183L162 184L159 183L160 185H163V186L166 185L165 187L167 188L168 192L171 194V196H169V197H171V198H172V196L176 197L175 203L173 202L175 207H174V209L172 208V210H173V212H172L173 214L171 213L172 217L168 216V217H170L169 222H168V226L165 225L164 227H167V228H166V230L163 229V230H165L166 233L164 234L163 232H161L166 237L161 236V239L170 237V241H171V238H172V240L175 238L177 241H179V240H182L184 237L188 238V236L185 235L186 234L185 229L187 228V226H186V228H184V232L182 233L184 237L182 238L181 232L183 230L181 227H183V226H180V228H179V226L176 223L177 222L180 223L183 220L186 221V220H190V219L179 220L183 215L185 216V213H183L184 211L182 210L183 211L182 213L180 211L182 209L181 208L182 204H184V202L186 201V198H183V196L181 198V196H180L181 193H178L182 189V188H180V190L176 189L179 187L178 186L179 184L176 185V187H175V184H177V183H173V182H175L174 180L177 178H174V180H173L172 178L170 179ZM129 178H131V176ZM167 179L170 181H168ZM180 179L181 178H179V180ZM129 181H131V179H129ZM90 182H92V184L94 183L93 188L86 187V184H88ZM182 182H184V178H183ZM263 182H264V180H263ZM130 183L131 184H130L129 189H131V191L130 190L129 191L131 193L130 194V201L131 202H129V203L132 204V206H138V205L140 206L141 205L140 203H142V201L140 202V200H142V199L143 200L146 199V200H144V203L147 200H150V198L148 199L147 197H145L144 191L140 190L141 187L138 184V182H136L135 180H132V182H130ZM173 186H174V188H173ZM185 186L186 187L188 186V185H186V182L184 184V187ZM19 187H23V188L24 187H29V188L34 187V189H36V188L44 189L45 191L42 190L43 193L44 192L50 193L52 196L50 194H47V195H49L51 197H53V196L55 197V198L53 197L52 199L48 200L52 206H54V204L58 201V198H60V199L66 198V199H68V203H70V201L72 203L70 205L69 204L67 205V202L65 200H64L65 204L61 203L62 207H64L65 205L66 206L64 208L65 211L62 210L64 213L60 214V215H62L61 217H59L60 216L59 214H58L59 216H57V217L55 216L56 218L59 217L60 218L59 220L56 221L54 219L55 220V222H54L53 220H51L54 217H51V218L49 217L50 218L49 220H51L53 223L48 220L50 222V228H51L49 230L50 232H48L50 234L48 235L47 239H44L43 242L41 240L42 238L41 239L39 238L40 232L42 231L41 229L45 226L44 225L45 223L43 222V221H45L44 220V214L41 213L43 211H41V212L37 211V212H35V214H33L32 217H29L27 215L28 209L26 207L27 206L26 200H24V199L20 200L18 197L19 191H20ZM214 187H215V184H214ZM164 188H163V190H164ZM37 190H39V189H37ZM182 190H184V189H182ZM77 191H80L82 194L84 193L85 195L88 196L87 198L89 199L88 207H86L87 209H85L86 210V211H84L85 213L84 212L82 213V214H85V215H83V217L81 219L82 222L80 220L82 225L84 224L83 226L86 228H89L88 230H90L92 233L94 231L93 229L97 228V227H98L97 228L98 230L100 228V230H99L100 233H101V231L102 232L106 231V233L104 234V232H103L104 235L101 234L102 235L101 236L98 231H96L98 233H96L94 231L96 234H98L97 235L98 237L100 236L99 237L100 239H98L100 241L97 240V241H95V243L93 242L94 244L91 243L93 245H89V246L86 245L85 248H81V249H77V247L74 245L76 247V249L74 247H73L74 249L72 248V250L69 249L71 251L70 255H68L69 253H67L66 250H64L65 247L63 249L61 248L62 250H60V251L58 249L57 250L58 254L55 251V249H54V251L56 253L51 252L54 245L61 242L62 238L64 237L65 231L69 228V225L72 224L73 222H75V219H73V215L75 216L77 214V212H75L76 209L78 208L77 207L78 204L75 203V202H77V200H76V195H77L76 192ZM140 191H142V192H140ZM188 193H189V191H188ZM146 194H148V193H146ZM185 194H186L185 195V197H186L188 194H187V192ZM44 195H46V194H44ZM95 196H96V198H95L96 200H94ZM148 197H149V195H148ZM215 199H216V197H215ZM220 200H222V198ZM120 201H121V203H120ZM218 202H219V200H218ZM117 204H119V206H117ZM157 204H159V203H157ZM160 204H161V202H160ZM160 204H159V206H160ZM139 206H138V210L141 209V208L139 209ZM157 206L154 205V207H156V209H161V211H162V207L159 208ZM251 206L253 207V204ZM55 207H56V205H55ZM140 207H144V206H140ZM254 207L250 208V209L254 210ZM93 208H95V209H93ZM132 209H134V208H132ZM145 209H146L147 213H146ZM145 209L142 208V210H144L145 213H144V211H142L144 214L142 212L140 214V216L143 217V219L141 221L142 222L141 225L143 224V226L141 229L144 233V236L143 235L142 236L145 238L144 240H146V243H147V244L146 243L145 244L147 247L150 248L154 245V239H155L154 228L156 229V227H158L157 221H158V216H159L158 214H160V212H159L160 210L154 211L153 209H151L153 212H151V210L149 212L148 209H150V208H148V209L145 208ZM256 210H254V211H256ZM259 210H260V212H259ZM133 211H135V210H133ZM155 212H157L158 216L156 215ZM162 214L163 213L161 212V216H162ZM76 218H77V216H76ZM183 218H186V217H183ZM253 218L256 219V217H253ZM184 221H183V224L187 225V222H184ZM49 222H46V223L48 224ZM69 222H71V223L69 224ZM158 222H160V221H158ZM42 225H44V226H42ZM180 225H182V223ZM48 226H47V229H48ZM193 232H195V231H193ZM193 232L191 229L189 231V233L188 232L187 233H188V235L190 234V237L195 238L196 232L195 233H193ZM180 236L182 239H180ZM176 237H178L179 239H177ZM190 237H189V239H191ZM110 238L108 240L109 242H110ZM189 239H187L188 242H189ZM94 240H96V239H94ZM164 241H165V239L163 241L161 240L162 243ZM262 241L264 243V238L262 239ZM126 242H128L129 244L127 245ZM165 242H169V239L168 240L166 239ZM183 242H185V241H183ZM192 242H193V244H195L194 239ZM248 242L249 241H247V243ZM190 243H188L189 246H192ZM115 244L113 246H115ZM156 246H157V244H156ZM60 247H61V245H60ZM82 247H84V246H82ZM149 248H148V250H149ZM193 248H196V247H193ZM189 249H190V251H192L191 248H189ZM127 250L130 252L132 251V252L129 253ZM154 250H151V251L154 252ZM72 251H74V252L72 253ZM194 251L198 252V249L196 248V250H194ZM49 252L53 253V254L50 255ZM137 252L139 254H137ZM65 253H67V254H65ZM191 253H194V252H191ZM64 254L67 257H65ZM72 254H74L75 256L73 255V257H72L71 256ZM199 255H200V253H199ZM68 256H70V257H68ZM186 257H188V255ZM193 257L195 259L196 254H195V256L193 254L192 258ZM192 258L189 257V262H188L189 264H195L194 263L195 261ZM186 259H188V258H186ZM89 260H90V258H89ZM143 260H147V259L144 258ZM195 260H197V259H195ZM142 263L145 264V261ZM186 263H187V261H186ZM197 264H199V263H197ZM206 264H208V263H206Z\"/></svg>",
	"mask_w": 264,
	"mask_h": 264
}]
</instances>
